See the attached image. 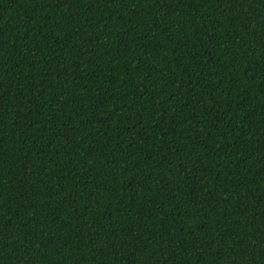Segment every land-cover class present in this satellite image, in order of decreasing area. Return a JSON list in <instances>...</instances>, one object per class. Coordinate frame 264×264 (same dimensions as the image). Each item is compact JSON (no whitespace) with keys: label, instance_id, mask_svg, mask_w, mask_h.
<instances>
[{"label":"trees","instance_id":"obj_1","mask_svg":"<svg viewBox=\"0 0 264 264\" xmlns=\"http://www.w3.org/2000/svg\"><path fill=\"white\" fill-rule=\"evenodd\" d=\"M0 264H264V0H0Z\"/></svg>","mask_w":264,"mask_h":264}]
</instances>
